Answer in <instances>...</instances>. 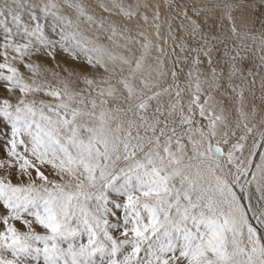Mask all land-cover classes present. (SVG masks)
Listing matches in <instances>:
<instances>
[{
	"label": "snow or ice",
	"instance_id": "1",
	"mask_svg": "<svg viewBox=\"0 0 264 264\" xmlns=\"http://www.w3.org/2000/svg\"><path fill=\"white\" fill-rule=\"evenodd\" d=\"M242 4L239 25L173 4L169 54L135 0H0V264H264L238 32L264 33V0Z\"/></svg>",
	"mask_w": 264,
	"mask_h": 264
},
{
	"label": "bare ground",
	"instance_id": "2",
	"mask_svg": "<svg viewBox=\"0 0 264 264\" xmlns=\"http://www.w3.org/2000/svg\"><path fill=\"white\" fill-rule=\"evenodd\" d=\"M132 3L134 0H131ZM198 6L204 7V12L201 13V16L207 15L210 17H214L218 19L223 12L229 11L226 9H219V5H207L208 0H192ZM203 1V2H202ZM205 1V2H204ZM81 3L90 4L93 6V11L97 16L104 15L98 8L95 7L97 0H80ZM125 3H130V0H124ZM136 3L146 4L147 7H140L137 17L134 21H130V26H135L136 24L140 25L139 31H143L145 35H147L153 42V45L159 44L161 48H164L165 51H168L171 54L170 45L173 43L171 37L168 35V18L174 17L171 21L172 30L179 37L180 33L177 30L178 24L181 20L179 15V10L177 8L172 7L173 4H179L182 0H135ZM184 2H187L186 0ZM159 5L160 19L158 21L153 20V14L156 10V6ZM234 6L231 9V14L233 18L236 19L237 24L239 25V18L241 15L247 16L249 14L248 10L244 8L242 2L236 0L233 4ZM140 13L145 14L148 17V22L145 24L140 19ZM191 6L189 7V15H191ZM154 23H158L160 25V39L157 40L155 37V28ZM227 24V21H225ZM86 31H88V26L83 25ZM260 28L259 23H257L254 27L249 28H238V32H248L249 35L243 37L244 43L247 45V49L245 50V55L248 57L246 63L248 65H252L255 62L256 65H260L256 70V74L254 77H248V83L243 85L245 87V107L244 110L248 113V124L249 126H254L253 133L249 136L247 140V147L245 149V156L247 155L248 149L251 147L253 140H259L260 134L264 133V64H261L259 57H264V33L257 31ZM135 35V32H133ZM255 37V40L253 39ZM167 38L169 41L168 45L164 44V39ZM158 56L155 47H153L148 59L146 60V65L154 64L155 57ZM164 67L165 69H169L171 65L168 62L167 58H164ZM253 78L255 79V83H252ZM161 80L167 82V77H161ZM237 83L241 81L237 80ZM207 90V89H206ZM253 107H255V113L253 114ZM234 119V114L229 115V120ZM258 126L255 127V125ZM258 159V158H257ZM36 231L39 234H45L43 229L36 228Z\"/></svg>",
	"mask_w": 264,
	"mask_h": 264
},
{
	"label": "rangeland",
	"instance_id": "3",
	"mask_svg": "<svg viewBox=\"0 0 264 264\" xmlns=\"http://www.w3.org/2000/svg\"><path fill=\"white\" fill-rule=\"evenodd\" d=\"M185 1V0H184ZM187 1V0H186ZM237 1H239V2H242V0H237ZM203 2V1H202ZM205 2V1H204ZM236 2V0H208L207 1V5H219V9L221 8V9H226L225 8V5L226 4H230V5H232V6H234L233 4ZM130 3H132V1L130 0ZM192 3H196V2H194V1H192ZM264 116V115H263ZM260 122H258L257 123V125H255V127L256 126H258V124H259Z\"/></svg>",
	"mask_w": 264,
	"mask_h": 264
}]
</instances>
